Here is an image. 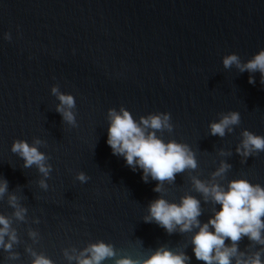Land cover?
I'll return each instance as SVG.
<instances>
[{"label": "water", "instance_id": "95a60500", "mask_svg": "<svg viewBox=\"0 0 264 264\" xmlns=\"http://www.w3.org/2000/svg\"><path fill=\"white\" fill-rule=\"evenodd\" d=\"M260 49L264 0H0V176L28 208L29 224L16 225L21 240L31 244L27 228L36 229L41 239L33 246L55 264H68L64 248L100 239L133 257L162 244L186 248L189 264H204L195 258L192 233L169 235L143 220L159 195L176 202L186 192L201 198L189 173L165 184L167 192H154L157 181L145 183L142 170L133 171L107 144V112L124 106L136 120L168 112L173 131L157 135L193 148L199 167L192 175L207 179L225 159L232 168L222 183L244 177L264 186V152L246 163L235 152L243 129L264 136L260 73L251 74L250 84V73L222 63L227 54L246 61ZM53 85L74 96L76 127L55 111ZM228 111L240 113V125L223 138L210 135L209 123ZM33 137L47 142L40 147L52 164L47 190L37 183V169H24L11 152L15 139L31 143ZM220 148L232 155L220 156ZM80 171L87 182L76 179ZM201 203L199 219L206 222L214 206ZM12 211L5 197L0 213ZM248 244L245 237L239 248ZM16 250L20 264H29L24 243ZM6 256L0 249V264Z\"/></svg>", "mask_w": 264, "mask_h": 264}, {"label": "clouds", "instance_id": "9594fccd", "mask_svg": "<svg viewBox=\"0 0 264 264\" xmlns=\"http://www.w3.org/2000/svg\"><path fill=\"white\" fill-rule=\"evenodd\" d=\"M4 38L11 40V34L5 33ZM222 63L225 69L234 66L240 73H250V84H255V77L251 74L259 72L260 82L264 85V49L246 61H242L238 54L230 53L223 57ZM51 93L59 101L55 111L61 115L62 122L76 127L74 96L60 91L58 85L52 86ZM107 119V144L113 154L124 157L127 166L133 171L141 169L145 183L149 178L157 181L154 192H167L165 184H174L177 174L188 172L192 189L200 194L204 203L214 206L208 220L201 222L199 218L204 214L201 198L186 192L176 202L159 195L147 206L148 214L143 218L145 222H155L169 235L177 232L181 235L192 233L190 245L195 258L204 264H264V186L244 177L230 179L226 185L222 183L232 168L225 159L220 160L219 166L207 179L192 175L199 167L193 148L175 139L165 141L157 135L158 132L173 131L174 125L168 112L149 113L136 120L127 108L120 106L119 110L109 108ZM240 123L238 111L222 112L218 120L209 123V134L223 138ZM240 135L241 140L235 152L241 157V163H246L250 156L264 152V136L248 129H243ZM46 143L40 137H33L31 143L26 139H15L11 145V152L23 160L24 169L35 167L41 174L37 183L44 190L49 188L47 179L52 171L50 157L40 150ZM219 155L231 156L232 152L220 148ZM76 179L85 183L90 178L80 171ZM5 197L13 210L11 214L0 213V249L7 253V264H20L21 253L16 248L21 243H24V252L31 258L29 264H55L43 251L33 246L41 239L36 229L30 226L27 228L31 244L21 240L16 225L29 224L28 208L21 203V196L15 191H9L7 179L0 176V201ZM215 205H219V209ZM39 222L38 217L31 218V223ZM245 237L249 244L241 250L239 243ZM226 240L230 243H226ZM257 245L260 247L252 250ZM185 249H173L162 244L146 256L133 257L120 255L123 250L100 239L89 241L82 249L75 246L64 248L63 256L68 264L73 261L75 264H104L107 260H112L113 264H189L191 257Z\"/></svg>", "mask_w": 264, "mask_h": 264}]
</instances>
